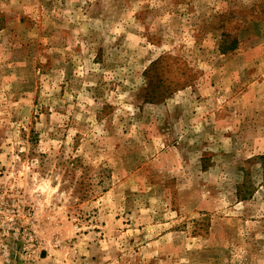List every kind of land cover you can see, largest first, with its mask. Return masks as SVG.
I'll return each instance as SVG.
<instances>
[{"label":"rangeland","instance_id":"rangeland-1","mask_svg":"<svg viewBox=\"0 0 264 264\" xmlns=\"http://www.w3.org/2000/svg\"><path fill=\"white\" fill-rule=\"evenodd\" d=\"M263 153L264 0H0V264H264Z\"/></svg>","mask_w":264,"mask_h":264},{"label":"trees","instance_id":"trees-1","mask_svg":"<svg viewBox=\"0 0 264 264\" xmlns=\"http://www.w3.org/2000/svg\"><path fill=\"white\" fill-rule=\"evenodd\" d=\"M233 44H231V47L233 48V47H235V44H236V40H234L233 42H232ZM221 50L224 52L226 49L223 47V46H221ZM152 95V94H151ZM150 95V93H149V99H154V98H152V96ZM259 159H262V160H264V153L263 154H260L259 155ZM263 187H264V182H263ZM252 191L253 190H249V189H244V190H242V185H238L237 186V194L239 195V197L241 198V199H246V198H248V197H250L251 195H252Z\"/></svg>","mask_w":264,"mask_h":264}]
</instances>
